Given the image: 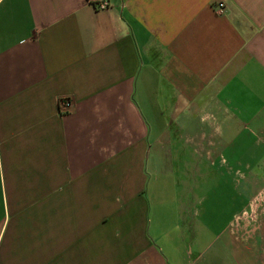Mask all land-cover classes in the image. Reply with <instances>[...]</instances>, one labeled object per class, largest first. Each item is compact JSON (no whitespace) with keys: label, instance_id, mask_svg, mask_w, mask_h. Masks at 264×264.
<instances>
[{"label":"crops","instance_id":"obj_1","mask_svg":"<svg viewBox=\"0 0 264 264\" xmlns=\"http://www.w3.org/2000/svg\"><path fill=\"white\" fill-rule=\"evenodd\" d=\"M97 1L0 0V264H264V0Z\"/></svg>","mask_w":264,"mask_h":264},{"label":"built area","instance_id":"obj_2","mask_svg":"<svg viewBox=\"0 0 264 264\" xmlns=\"http://www.w3.org/2000/svg\"><path fill=\"white\" fill-rule=\"evenodd\" d=\"M95 4L98 8H105V7H107L108 2H107V0H99ZM215 8L217 9L218 12H222L223 2L217 1L215 4ZM69 104H70L69 100L66 98H60L58 100V106H59L60 111H62L64 109V107L68 106Z\"/></svg>","mask_w":264,"mask_h":264}]
</instances>
